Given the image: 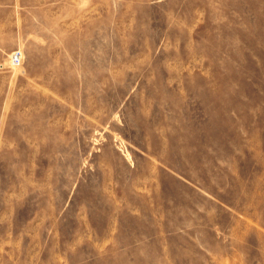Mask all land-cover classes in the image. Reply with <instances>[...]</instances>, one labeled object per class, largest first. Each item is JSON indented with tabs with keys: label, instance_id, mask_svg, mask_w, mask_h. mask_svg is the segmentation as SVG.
<instances>
[{
	"label": "rangeland",
	"instance_id": "374dc122",
	"mask_svg": "<svg viewBox=\"0 0 264 264\" xmlns=\"http://www.w3.org/2000/svg\"><path fill=\"white\" fill-rule=\"evenodd\" d=\"M0 264H264V0H0Z\"/></svg>",
	"mask_w": 264,
	"mask_h": 264
},
{
	"label": "built area",
	"instance_id": "2783aa9c",
	"mask_svg": "<svg viewBox=\"0 0 264 264\" xmlns=\"http://www.w3.org/2000/svg\"><path fill=\"white\" fill-rule=\"evenodd\" d=\"M10 61H11L13 66H15V67L20 66L22 64V52H21V50L17 49L15 51H13L11 56H10Z\"/></svg>",
	"mask_w": 264,
	"mask_h": 264
}]
</instances>
